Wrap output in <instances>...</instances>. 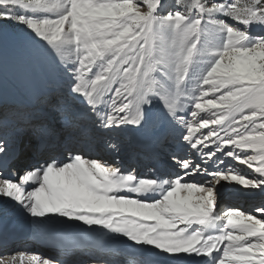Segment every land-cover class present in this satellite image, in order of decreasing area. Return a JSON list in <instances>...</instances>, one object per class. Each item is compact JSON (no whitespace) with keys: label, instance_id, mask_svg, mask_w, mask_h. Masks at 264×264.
<instances>
[{"label":"snow or ice","instance_id":"6c2138e0","mask_svg":"<svg viewBox=\"0 0 264 264\" xmlns=\"http://www.w3.org/2000/svg\"><path fill=\"white\" fill-rule=\"evenodd\" d=\"M0 20L60 73L65 103L98 130L148 135L154 160L141 178L69 142L41 159L60 145L41 123L31 153L0 138V175L17 177L0 179V201L37 232L58 216L124 237L133 264H264V0H0ZM222 182L261 203L218 211ZM0 264L65 262L18 251Z\"/></svg>","mask_w":264,"mask_h":264},{"label":"bare ground","instance_id":"6f19581e","mask_svg":"<svg viewBox=\"0 0 264 264\" xmlns=\"http://www.w3.org/2000/svg\"><path fill=\"white\" fill-rule=\"evenodd\" d=\"M25 41V33H16L0 28V70L4 69L5 67L11 69V71L9 70V74L4 75L5 77L0 76V121L2 120V125L0 124V127L2 128V132H0V138L4 139L2 135H4L3 132L6 131L7 135H10V137L7 139H13L14 141L18 139L19 143L16 144V146H19L23 152L28 153V149L34 145L37 127L42 122L33 119V117L31 116L33 112L31 111L29 106H26V102L31 101L36 104L40 103L43 106L48 107V111L54 112L53 119L55 120L56 124H53L54 127L48 124L47 125L56 133H59V137L66 134L64 128H62L61 125H63V123L65 122V126H68V122H63L65 113L62 112L61 114H59L66 105V103L63 101V98L64 96L67 97V92L63 87V80L60 73L42 55H40L38 51L30 48ZM12 55L15 57V60L11 58ZM11 80H13L12 84ZM4 86H7L8 88ZM19 91H21V94H24V97L26 98L25 102H22L20 104L14 102V99L20 95ZM74 107L75 106H72V108ZM74 109L79 110L77 106ZM61 115L62 118L60 117ZM72 119L74 120V118ZM67 134L71 136V133ZM116 136L118 135L114 133L112 139H114V137ZM71 139L73 138L71 137ZM84 141L91 143L90 136L88 135L84 139ZM25 142H27L26 145H24ZM51 145L52 148H54L53 150H51L52 152L56 151V153H61L62 149L57 150L54 143H51ZM89 145L91 146V144ZM95 145L97 146V144ZM80 146L83 148V145ZM58 148H60V145L58 146ZM249 154L252 153L249 151ZM86 156L95 158L89 155ZM55 157L63 159L64 153L59 156L55 155ZM40 158L45 159L47 158V155H42V157ZM240 167L244 169L248 174L254 175L252 169H247L246 166ZM170 171L175 174L177 172H180L181 170L173 169ZM2 178L5 177L0 175V179ZM192 178L195 181H202L204 179V177L202 176H193L185 179L192 180ZM16 179L17 177L14 176L12 180L15 181ZM222 183L224 184V182ZM226 185L228 186L226 190L231 193V202L236 201L238 203H241L244 207H248L249 205L254 203H260L261 199L258 192L245 194L244 192H241L239 186L237 187L230 183ZM9 212L13 213L11 214L12 216H8ZM15 214L20 216L21 219L15 218ZM6 217H9L7 223L11 222L12 224H5L4 222L6 221L1 222V220H4ZM60 218L62 217L57 216L55 220H58ZM36 219L37 218L28 216L26 213L22 214L18 210V206H15L14 203L9 204L0 201V229L2 225H6L7 228L10 229H14V227L20 228V230H23L24 232H30L38 235L41 231L37 232L32 228V225L36 221ZM96 229L97 227L89 229L88 232L93 235ZM101 231L105 233V243L110 241L109 239L111 237L116 238L117 245L114 248L118 251H122L125 245L132 243L130 241H127V239L124 237H119L116 234L108 232L106 229H101ZM105 243L104 246H108ZM36 249L38 248H28L26 246V243L24 242H11L5 248L0 247V255L18 251H23L29 255H42V252H38ZM80 255H83L82 258L77 260L70 261L68 260V258H66V264H104L105 261H113L115 262V264H133V262L137 259V257L127 259L120 253L115 255L97 254V257H91L89 253H82Z\"/></svg>","mask_w":264,"mask_h":264},{"label":"rangeland","instance_id":"374dc122","mask_svg":"<svg viewBox=\"0 0 264 264\" xmlns=\"http://www.w3.org/2000/svg\"><path fill=\"white\" fill-rule=\"evenodd\" d=\"M171 2H172V0H169V3H171ZM0 28L10 30V31L16 32V33H20V32L25 33L21 26H19L15 22L9 21V20H0ZM253 31L255 33H261V32H264V29H261L260 27L256 26L253 28ZM6 74H9V72H7ZM11 81H12L11 82V84H12L13 80H11ZM61 113H62V111L59 114H61ZM0 124H1V122H0ZM0 132H2L1 129H0ZM26 143L27 142H25L24 144H26ZM192 180H194V179L192 178ZM226 184H228V183L224 182V184L222 183V185L218 186V188H219V194L217 197V210L218 211H222V210H225V209L230 208V207H240L242 209L251 210L252 208H254L255 206L258 205V203H254V204L249 205L248 207H244L241 203H238L236 201L231 202L230 201V199L232 198L231 193L226 190V188H228V186ZM260 203H261V200H260ZM8 219H9V217H6L4 220H1V222L6 221V222H4L5 224H8V225L12 224L11 222L7 223Z\"/></svg>","mask_w":264,"mask_h":264}]
</instances>
